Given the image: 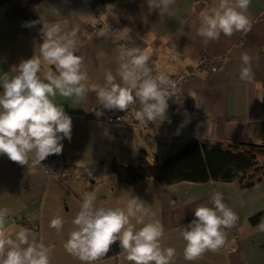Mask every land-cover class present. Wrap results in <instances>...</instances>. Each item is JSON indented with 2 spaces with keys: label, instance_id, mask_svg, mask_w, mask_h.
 I'll use <instances>...</instances> for the list:
<instances>
[{
  "label": "crops",
  "instance_id": "1",
  "mask_svg": "<svg viewBox=\"0 0 264 264\" xmlns=\"http://www.w3.org/2000/svg\"><path fill=\"white\" fill-rule=\"evenodd\" d=\"M218 4L219 0H175L167 12L160 13L150 9L147 0H117L62 17L41 2L31 9L36 26L28 34H24L27 21H0V77L4 73L15 76L23 60L39 56L42 33L50 25L59 24L64 32L78 28L75 55L83 60L87 79L81 83L85 86L104 85L106 73L116 75L124 62L120 49L137 48L150 55L148 63L153 73L184 81L186 94L198 99L201 115V123L193 126L190 113L168 100L165 118L141 123L134 116L141 108L138 99L124 112L103 108L93 91L80 98L57 93L54 103L62 106L72 121L71 139L61 140L62 152L69 158L70 175L62 182L58 176L43 174L41 164L34 165L31 155L26 165H20L0 154V209H9L6 235L14 238L20 228L28 229L37 244L50 250V264H84L64 248L76 228L72 221L84 196L94 193L95 207L113 209H125L128 200L137 196L151 211L145 222L151 220L163 226L162 248L176 250L171 264H264V231L248 221L249 216L264 209V180L247 189H241L235 180L182 181L162 187L151 179L129 186L118 183L111 175L92 180L75 175L78 166L99 161L109 165L113 157L124 164H134L144 153L150 160L156 157L161 161L189 139L190 126L196 137L261 141L257 127L264 119V0H251L246 12L251 21L249 31L206 40L197 35V29L204 15L211 14ZM242 53L251 57L250 81L239 78ZM202 54L209 56V64L189 75L188 70ZM44 71L42 65L38 73L41 79ZM116 82L123 86L119 77ZM115 115L121 117L119 122L107 121ZM213 192L223 194V202L237 214V222L224 230L226 241L219 250L206 251L195 261L185 260L182 232L194 219L196 207L211 206ZM56 216L63 220L59 231L50 227ZM131 223L135 225V219ZM92 264L132 262L122 252L114 259Z\"/></svg>",
  "mask_w": 264,
  "mask_h": 264
},
{
  "label": "clouds",
  "instance_id": "2",
  "mask_svg": "<svg viewBox=\"0 0 264 264\" xmlns=\"http://www.w3.org/2000/svg\"><path fill=\"white\" fill-rule=\"evenodd\" d=\"M175 0H147L150 9L167 12ZM251 0H219L211 14L204 15L197 35L206 40H218L223 34L231 37L236 32H247L251 21L246 15ZM36 22H29V26ZM40 55L23 60L16 68L17 74L0 77V154L11 161L26 165L30 155L32 163L39 165L48 156L61 154V140L71 139L72 121L64 108L54 103L59 93L64 97L78 98L93 91L105 109L127 111L139 100L141 108L135 111V119L147 123L165 118L168 100L177 95L178 89L164 73L152 75L148 65L150 55L137 48L120 49L122 62L116 75L106 73L105 84L85 86L87 79L82 70V57L75 55L78 28L64 32L61 25H50L42 33ZM123 38V37H121ZM127 58V59H124ZM242 66L239 78H253L251 57L241 54ZM42 65L43 79L38 75ZM54 66V70L53 67ZM117 77L123 86L116 82ZM47 81V82H45ZM96 195L84 196L80 211L72 223L76 226L64 244L65 250L84 264H92L107 254L111 246L119 241L126 259L132 264H171L176 250L162 248L163 226L155 221L145 222L151 215L150 208L139 197L128 200L126 208L95 207ZM210 204L194 209V219L182 232L186 242L184 259L195 261L206 251L219 250L226 241L225 229L235 226L238 216L223 202V194L213 192ZM9 209H0V264H50V250L37 244L28 229L20 228L14 238L5 234L4 225ZM135 219V225L131 220ZM136 225H142L139 229ZM50 227L59 231L63 220L56 216ZM264 231V223L259 225ZM31 237V239H30Z\"/></svg>",
  "mask_w": 264,
  "mask_h": 264
},
{
  "label": "trees",
  "instance_id": "3",
  "mask_svg": "<svg viewBox=\"0 0 264 264\" xmlns=\"http://www.w3.org/2000/svg\"><path fill=\"white\" fill-rule=\"evenodd\" d=\"M115 1L117 0H25L20 5L17 0H0V21H27L24 34H28L36 26V23L29 26V22L35 21L31 9L41 2L49 4L58 15L67 17L82 9H95ZM152 74L157 75L153 71ZM257 130L261 141L251 143L196 137L190 126L189 139L161 161L156 157L150 160L144 153L139 154L138 161L134 164H124L113 157L109 165L99 161L78 166L75 175L87 180L111 175L118 183L129 186L149 179L162 187L182 181L205 183L235 180L241 189H247L264 180V119ZM69 175L70 172H67L65 176L58 177L65 182ZM248 221L253 226L264 223V209L249 216ZM122 252L124 251L117 240L107 254L93 262L114 259Z\"/></svg>",
  "mask_w": 264,
  "mask_h": 264
},
{
  "label": "built area",
  "instance_id": "4",
  "mask_svg": "<svg viewBox=\"0 0 264 264\" xmlns=\"http://www.w3.org/2000/svg\"><path fill=\"white\" fill-rule=\"evenodd\" d=\"M210 58L208 55L202 54L198 63L195 64L192 68L188 70V74H196L201 71L205 66L209 64ZM149 67L150 64L148 63ZM151 68V67H150ZM214 70V68H213ZM155 76L154 74H152ZM173 80L178 89V93L173 98L169 100L174 106L184 107L191 115V124L195 126L196 124L201 123V115L199 112V102L196 98L189 97L184 90V81L181 79H175L169 76ZM121 117L118 115L110 116L107 118V121L110 123L119 122ZM69 158L66 154L61 152V154H53L48 156L45 160L41 162V167L43 173L48 177L53 176H65L68 172Z\"/></svg>",
  "mask_w": 264,
  "mask_h": 264
},
{
  "label": "rangeland",
  "instance_id": "5",
  "mask_svg": "<svg viewBox=\"0 0 264 264\" xmlns=\"http://www.w3.org/2000/svg\"><path fill=\"white\" fill-rule=\"evenodd\" d=\"M24 1H25V0H17V3L21 5V4L24 3ZM2 23H4V22H2ZM68 170H69V167H68Z\"/></svg>",
  "mask_w": 264,
  "mask_h": 264
}]
</instances>
